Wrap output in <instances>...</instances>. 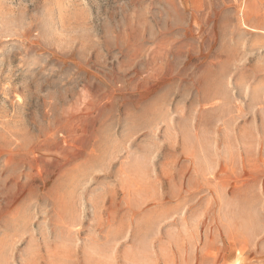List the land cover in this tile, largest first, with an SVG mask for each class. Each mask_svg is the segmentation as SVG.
I'll return each mask as SVG.
<instances>
[{"label":"rangeland","instance_id":"1","mask_svg":"<svg viewBox=\"0 0 264 264\" xmlns=\"http://www.w3.org/2000/svg\"><path fill=\"white\" fill-rule=\"evenodd\" d=\"M0 264H264V0H0Z\"/></svg>","mask_w":264,"mask_h":264}]
</instances>
